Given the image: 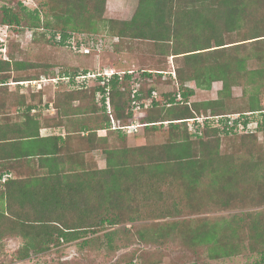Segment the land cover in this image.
I'll list each match as a JSON object with an SVG mask.
<instances>
[{"label": "trees", "instance_id": "16d2710c", "mask_svg": "<svg viewBox=\"0 0 264 264\" xmlns=\"http://www.w3.org/2000/svg\"><path fill=\"white\" fill-rule=\"evenodd\" d=\"M18 5V11L0 6V27L32 30L34 43L43 41L74 53L72 45H89L104 33L116 42L112 45L116 54L126 51L131 56L143 48L153 60L163 56L177 64L175 79L170 75L163 79L162 73L170 70L144 62L136 77L135 70H122L121 80L116 76L110 80L109 101L117 127L134 119L130 103L135 83L139 84L138 101L150 99L157 81L175 89L156 91L151 105L142 107L136 119L144 125L146 140L132 147L126 144L125 132L110 129L103 105L83 107L86 101H95L102 87L68 90L54 101L58 118L68 114L74 101L80 104L77 114L95 115L79 146L67 141L69 137L66 141L41 139L37 121L28 112L40 107L44 90L23 93L37 101L24 105V116L33 126L24 133L27 141H13L16 152L8 159L15 160L0 161V239L21 237L14 258L22 262L63 245L78 246L79 253L94 239L118 251L126 247L128 237L158 245L169 235H178L183 245L205 247L213 260L236 256L244 247L264 264V162L238 164L219 158L220 134L255 139V134L264 132V0H138L127 21L105 17L107 0H40L34 10ZM3 47L5 39L0 41ZM5 49L0 55L1 91L8 90L12 72L29 73L42 67L32 76L14 77L17 83L55 78L49 77L48 65L22 63ZM58 77V82L73 80L69 75ZM190 82L201 91H210L214 83L220 88L214 99L194 101ZM236 87L241 88L237 109L233 104ZM177 92L181 102L175 101ZM167 103L172 104L167 107ZM237 113H260L257 133L221 131L206 122L198 134L184 121ZM102 126L107 133L99 137L96 131ZM160 135L164 140H155ZM111 140L119 141V146ZM83 145L87 150H82ZM96 150L104 156L103 168L89 164ZM86 154L91 156L87 160ZM23 168L28 169L26 175ZM205 176L210 188L199 190ZM237 202L243 210L231 212ZM208 211L228 212V217L192 218ZM159 220L166 221L154 222ZM136 223L138 228L133 230ZM134 257L132 253L126 262L133 264Z\"/></svg>", "mask_w": 264, "mask_h": 264}, {"label": "rangeland", "instance_id": "374dc122", "mask_svg": "<svg viewBox=\"0 0 264 264\" xmlns=\"http://www.w3.org/2000/svg\"><path fill=\"white\" fill-rule=\"evenodd\" d=\"M39 1L40 0H0V6L7 5L12 10L18 11V4H20L29 10H34L38 6ZM114 2V6H116L114 8L116 9L119 6L120 9H118V11L121 10V3L123 1L115 0ZM128 5L125 6L126 8L123 15L112 16V14H110V12L107 13L106 10L105 17H112L111 19L114 17L124 19L129 18L133 12L134 4L131 2ZM109 9L111 8L109 7ZM98 37H103L102 39L105 40L104 42L102 39H99L103 42L101 50L93 55L91 54L92 56L90 57H82L80 54H74L65 48L56 49L51 46H47L43 41L34 43L32 30L15 27H0V41L5 39V48H7V52L10 53L17 61H21L22 63L35 66L48 65L53 74H49V77L63 75H69V77H72V74L75 72H96L97 70L101 71L103 69H113L116 71L135 70L136 73L134 74V77H136L139 74L137 70L139 68H143L142 66L145 63L154 64L155 62L159 68L167 70H172V67L177 64L176 60H172V58L165 59L166 57L163 56H158L153 60L149 51L143 48L135 49L133 51L135 54L131 56L126 51L116 54L114 53V47H112V45L116 42H113V40L107 37L104 33H99ZM5 48H2L4 50L3 53L0 52L1 56L2 54L4 55L6 51ZM41 69L42 67H40V69L31 70L29 73H23L20 71L12 72L10 74L12 78L8 80L10 83L8 90H0L1 111H4L5 106L14 105V103H16L19 99H21L24 105H30L34 101V103H37L36 99H31L27 94L26 96L22 94L24 98L22 99L20 97V92L26 93L28 90L31 91V88L26 89L21 86H14L17 82H14L13 79L19 75L26 76L27 74L32 76L35 74V71H41ZM167 76V74L163 75V79ZM64 80L65 81L63 82H57V85H54L53 82L45 83L46 85L43 87V95L41 96L40 107L42 109L46 105L49 109L51 106H54L55 99L62 96V93L67 92L68 90H76L73 80H70V82L67 79ZM160 83H162V81H157L155 86L156 91L158 92L159 90H175L172 86H165ZM187 85L195 90V96L192 97V100L194 101L214 99L216 97L217 90L220 88L219 83L212 84L210 91H201L197 89L192 82ZM89 88H93V86H90ZM233 93L236 98V101L233 104L237 109L240 103L239 99L241 95V88H234ZM93 104H95L96 107H101L96 100L91 103L86 101L83 104V107L91 108L93 107ZM262 104L264 106V97ZM255 135V139H246L241 138L238 134L229 135L228 137L220 134L219 158L229 159L238 164L239 162L247 164L248 161L254 162L258 159L264 162V132H258ZM162 136L163 135L158 136L155 140L158 139V141H163L164 139ZM124 137L126 144L129 147L136 144H144L146 140V137L143 136L142 129H139L135 134L124 133ZM72 142L75 144L74 146H79L78 141ZM110 142L116 143V146H119V141L117 140H111ZM83 146H81L82 150H87L86 146ZM96 153L97 156L89 164H92L91 166H95L97 168H103L105 166L104 156L101 153V150H97ZM91 156L93 155L91 154ZM91 156L86 154L85 159L87 160ZM27 172L28 169L23 168L22 175H26ZM207 187L210 188V181L205 176L198 189L203 190V188ZM254 191L255 189H253L252 192L254 193ZM209 208L212 209V207ZM241 210H243L241 203L237 202L231 212L239 213ZM227 213L228 212L208 211L205 215H199L192 218L199 219L203 216L211 217L213 219L228 217ZM165 221L166 220H159L154 222L163 223ZM138 225L139 223L133 225V230L138 228ZM161 226L163 227L162 224ZM181 239L182 238L178 237V235H169L164 238L163 242H160L157 245V243L146 244L138 241L136 238L128 237V239L124 241L126 247L118 251H110L100 239H94L92 242L86 244L84 248L79 250V253L76 251V249L79 248L78 246L63 245L44 254L32 255L29 259L20 262L14 258V253L22 244V239L21 237L13 236L11 238L0 239V264H128L126 261L132 253H135V257L132 260L133 264H259V256L249 253L243 246L239 254L236 256H232L228 259L213 260L208 256V252L205 247L183 245ZM79 242L80 241H77L76 243ZM153 242H157V240L154 239Z\"/></svg>", "mask_w": 264, "mask_h": 264}, {"label": "built area", "instance_id": "2783aa9c", "mask_svg": "<svg viewBox=\"0 0 264 264\" xmlns=\"http://www.w3.org/2000/svg\"><path fill=\"white\" fill-rule=\"evenodd\" d=\"M4 41V39H3ZM102 40H98L97 42L90 41L89 45L80 44L78 45H72L71 49L76 54L81 55H89L91 51L99 52L102 48ZM2 52L4 49H0ZM123 72L116 71L113 69H103V70H97L96 72H78L73 78V81L75 83V89L82 90V89H88L90 86H98L103 88V92H96L95 100L97 103H100L103 105L106 109V112L109 115L110 123H111V129L112 130H121L125 132L126 134H135L138 132L139 129H141L144 125L140 124L136 116L139 114L140 110L143 108H146L151 105L152 99H155L157 97L156 91L151 92L150 99L138 101L136 99L139 84L135 83L132 86L131 89V98L132 101L130 103V110L134 115L133 121L126 126L117 127L115 125V122L113 120V117L111 116V106L109 101V87L108 84L110 80L116 76L120 80L123 76ZM163 75H170L172 79H175V72L174 68L172 67V70L168 72H163ZM67 79L68 78H63ZM60 80V77H55L52 79H46L42 78L40 80H31V81H23L17 83L19 86L24 88H31V91H38L43 90V87L46 85L47 82H53V84H57V82ZM176 102H181L182 97L179 92L176 93L175 96ZM172 103H167L166 106L169 107ZM264 113V112H262ZM262 117L260 116V113H245L243 115L240 114H229L225 116H215V117H203V116H197L191 119L184 120L187 124V127L190 131L194 132L197 131L198 134H201V131L199 129H203L206 122H209L212 126H217L221 131H228V132H236V133H244V134H253L257 133L259 129V124L261 123ZM222 121V124L220 123Z\"/></svg>", "mask_w": 264, "mask_h": 264}, {"label": "crops", "instance_id": "0c3cea01", "mask_svg": "<svg viewBox=\"0 0 264 264\" xmlns=\"http://www.w3.org/2000/svg\"><path fill=\"white\" fill-rule=\"evenodd\" d=\"M115 0H107V13L110 12L112 16H120L124 14L125 6H127L129 3H133V12L130 15L129 18H116L119 20L127 21L130 20L134 11L137 8L138 0H122L121 3V10L118 6L116 9L114 7ZM129 6V5H128ZM109 7L111 9H109ZM112 18V17H111ZM113 18V19H114ZM24 92H20L22 95ZM21 100H18L14 105L12 106H5L4 111L0 110V161L1 164H5L6 162L3 161H14L15 159H8V157L12 156V153L15 154V147L12 146L14 144L13 141H27L25 140L24 133L26 134L27 129L33 126L31 121H27V117L24 116V111L26 110V107L24 106V103L19 106ZM100 105V103H98ZM80 104L78 101H74L71 103V106L68 108V114H65L61 116L60 118L57 117V109L54 108V106H51L49 109L47 105L42 109L34 108L32 107L30 111L28 112L29 117L34 118V120L37 121V125L39 128V137L41 139H47L50 137H60L62 141H66V138L69 137L70 139H67V141H80V138L86 137L88 135V131L85 130V127H90V119L91 117H95V115H86L83 116L80 113L79 110ZM83 109V108H82ZM88 109V108H85ZM83 109V110H85ZM86 112H90L87 110ZM76 113V114H75ZM91 113V112H90ZM105 114L107 115L106 111ZM108 116V115H107ZM85 120V122H83ZM86 125V126H85ZM109 126L111 129V123L109 121ZM105 126H102L99 130L96 131L97 135L99 137H103L106 135L107 130L104 128ZM82 128V129H81ZM89 130V128H87ZM81 130V131H79ZM112 130V129H111ZM23 135V140H20V136ZM97 150L91 152L93 157L95 158L97 156ZM3 201L0 198V207L2 205Z\"/></svg>", "mask_w": 264, "mask_h": 264}, {"label": "clouds", "instance_id": "9594fccd", "mask_svg": "<svg viewBox=\"0 0 264 264\" xmlns=\"http://www.w3.org/2000/svg\"><path fill=\"white\" fill-rule=\"evenodd\" d=\"M101 105V104H100ZM102 106V105H101ZM105 111H106V109H105ZM107 115H108V113H107ZM109 116V115H108ZM111 116H112V114H111ZM109 120H110V118H109Z\"/></svg>", "mask_w": 264, "mask_h": 264}]
</instances>
